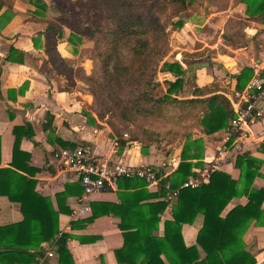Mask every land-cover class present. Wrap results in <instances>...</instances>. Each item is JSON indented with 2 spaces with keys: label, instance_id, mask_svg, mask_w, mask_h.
I'll use <instances>...</instances> for the list:
<instances>
[{
  "label": "trees",
  "instance_id": "16d2710c",
  "mask_svg": "<svg viewBox=\"0 0 264 264\" xmlns=\"http://www.w3.org/2000/svg\"><path fill=\"white\" fill-rule=\"evenodd\" d=\"M195 1L88 0L103 12L101 21L87 25L64 19L61 22L47 21L45 52L50 64L58 74L66 76L70 84H74L76 80L83 81L98 100V117L88 115L91 123L96 124L105 117L107 111L113 109L119 110L120 120L132 123L139 117L161 116L170 104H183L202 108L199 126L204 134L210 135L229 127L235 112L226 95L218 92L221 89L208 92L198 89L195 97L179 99L177 95L185 84L186 69L178 61H165L160 69L161 62L172 49L171 31L168 29V22L162 23L151 17L153 9L168 12L171 20L180 18L174 24L182 27L185 12H189ZM236 2L246 5L248 19L264 22V0ZM42 6L47 8L45 3ZM3 7L4 1L0 0V13ZM10 19L7 11L0 14L1 29ZM64 26L71 29L69 42L77 40L75 44L78 45L84 39L93 41L91 73H87L82 65L74 67L56 50V43L65 37ZM245 26L246 24H238L233 19L228 20L223 35L225 42L234 48L244 47ZM25 55L24 51L11 46L6 60L20 62ZM159 69L176 77L175 80L166 81L168 88L163 96L156 95L159 83L155 82V77ZM252 75L253 68L250 66L237 73V88L242 89ZM111 127L119 144L138 141L126 137L114 123H111ZM14 133L16 140L11 165L0 168V195L20 202L24 219L0 225V247L11 249L0 254V262L31 264L36 261L33 250L40 249L45 242L56 241L58 264H75L68 248V240L73 235L61 231L60 215L70 214L68 197L71 194L82 195L84 188L78 181L57 193L56 209L50 197L36 191V179L24 173L34 175L37 170L28 164L31 159L29 153L21 149L24 137L32 139L35 136L32 124L27 122L16 126ZM74 145L66 143L64 146ZM147 148L148 145L143 143L144 153ZM260 150L264 153V143ZM204 158V139L188 136L179 167L170 180L172 187H179L195 175L194 168L204 166ZM263 164L264 159L250 153L239 154L236 158V167L241 171L239 180L216 170L208 183L197 188L183 189L173 206V219L165 221L163 235L157 234V231L169 201L157 199L165 197L167 191L161 189L157 193H151L148 183L142 179L118 181V187L125 190L124 193H119L122 202H92L93 214L86 222H93L104 214L121 217L119 227L124 235V244L115 253L118 262L123 264H257V256L248 249L244 237L252 224L264 226V188L254 186L258 177L264 178V173L261 172ZM244 196L248 198L245 205L239 204L224 215L234 198ZM154 199L157 201H151ZM200 215L204 220L197 244L187 246L182 233L183 226L193 223ZM202 251L206 256L201 261Z\"/></svg>",
  "mask_w": 264,
  "mask_h": 264
},
{
  "label": "crops",
  "instance_id": "0c3cea01",
  "mask_svg": "<svg viewBox=\"0 0 264 264\" xmlns=\"http://www.w3.org/2000/svg\"><path fill=\"white\" fill-rule=\"evenodd\" d=\"M3 1L4 7L0 14L7 11L11 19L4 28L0 27V168L10 167L13 160L16 140L14 128L29 122L33 126L35 136L32 139L24 137L21 141V149L29 153L31 159L28 164L37 170L34 175L24 173L30 178L36 179V191L50 197L56 209H58L57 193L70 188L71 185L79 181L74 171L62 168L54 158V153L65 148L66 143L84 144L94 153L108 156L114 161L159 169L167 175L165 181H170L173 172L177 170L181 162L182 147L177 149L174 156H164L165 159L162 160L161 155L153 151V146L147 154L142 151V144L140 145L137 141H129L125 145L119 144L117 138L112 136V129L107 124L100 120L96 124L89 121V114L96 118L97 116L89 108L93 102V96L86 89L85 83L76 80L74 84H70L68 78L58 74L50 64L45 52L47 21L61 22L63 17L69 16L72 12L59 6L60 0ZM44 3L47 4V8L42 6ZM64 29L65 37L56 43V50L74 67L82 65L87 73H91L93 41L84 39L83 42L76 45V42L68 40L71 29L68 26H64ZM11 46L26 53L23 61L6 60ZM177 55V61L183 63L181 54ZM228 59L231 67H237L236 60ZM258 60H264V57L253 58L250 65L239 67L236 73H231L232 78L229 80L228 89L218 92L225 94L229 99L227 95L237 88L235 75L246 66L253 67L254 62ZM196 63L198 62H194V66ZM231 70L228 71L232 72ZM163 73L168 77L167 79L174 80L172 73ZM190 97H194V95H190ZM258 125H261V130H256L255 127ZM198 128L199 134L195 135V138L202 137L205 141V158L203 160L205 164V161L211 158L224 144L227 128L210 135L202 133L200 126ZM250 128V133L229 144L225 156L220 160L218 170L230 174L235 180H239L241 174L240 169L236 167V158L239 154L250 153L264 159V153L260 150L264 143V124L256 123ZM200 167H195L194 170ZM261 172L264 173V164ZM254 186L264 188V178L258 177ZM148 190L151 193L159 192L149 187ZM120 192L124 193L125 190L120 189L117 183L116 187L94 193L90 204L92 202L119 204L122 202L119 196ZM80 196L71 194L67 200L71 209L70 214L60 215L61 231L73 235L68 240V248L73 255L75 264H123L118 262L115 253L116 249L121 248L124 244V235L119 227L121 217L115 214H104L88 223L86 219L93 214V209H91V212L73 220L72 210L77 206ZM159 199L164 200L165 197H160L157 200ZM175 202L176 200L169 202L162 214L157 234L163 235L165 221L173 219L172 211ZM247 202L246 196L234 198L225 209L224 215L235 206L245 205ZM23 219L22 204L0 195V225L17 223ZM203 220V216L200 215L193 223L184 224L182 233L187 246L197 244ZM74 223L75 226H73ZM94 237L97 239L93 240ZM244 238L248 249L257 256V264H264V251H261L264 248V226L252 224ZM54 244L56 254L54 257H48L46 262L58 264L59 257L55 241L45 242L40 249L33 251L45 250L44 248ZM205 256V252L202 251L201 261Z\"/></svg>",
  "mask_w": 264,
  "mask_h": 264
},
{
  "label": "rangeland",
  "instance_id": "374dc122",
  "mask_svg": "<svg viewBox=\"0 0 264 264\" xmlns=\"http://www.w3.org/2000/svg\"><path fill=\"white\" fill-rule=\"evenodd\" d=\"M58 5L73 13L63 17L65 21L87 25L103 19V12L88 0H60ZM184 15L185 23L182 27H178L174 23L180 18L171 20L168 17V12L160 11L158 8L153 9L151 13L153 19L170 24L168 29L171 31L172 49L161 62L160 69L165 61H177V54L180 53L182 65L187 71L183 89L177 95L179 99H189L190 95L195 97L198 89L205 92L214 89L226 90L229 86V80L232 78L231 73H236L239 67L250 65L253 58L264 57V29L262 28L264 22L248 19L245 4L237 3L236 0H196L190 6L189 12H185ZM231 19L238 24H246L244 27L246 45L243 49L234 48L223 39L227 21ZM252 26L255 27L256 32L248 33L247 28ZM228 58L236 60L238 62L237 67H231ZM196 61L198 63H210V65L198 67L197 71H194L193 66ZM231 68L234 69L231 70ZM160 69L155 77V82L159 83L156 91L157 96H163L167 93L168 84L166 81L169 80L164 75V71ZM173 78L176 79L175 76ZM87 90L89 91V89ZM92 96L91 106L94 111H92L91 106L89 108L98 117L97 109H100L98 108V100L93 94ZM101 111H103L102 108ZM201 115L202 108L200 107L192 108L190 105L170 104L164 113L157 117H139L132 123H126L120 120L119 110L113 109L107 111L105 117L100 121L112 129L114 138L111 123H114L121 133L129 139H138L137 142L142 144V147L143 143L148 145L145 153L148 154L151 146H153V151L161 155L162 160H164V156H174L179 147H182L183 150L188 136L195 138V135L199 134L197 129H199ZM255 128L256 130L262 129L261 125ZM200 131L202 132V130Z\"/></svg>",
  "mask_w": 264,
  "mask_h": 264
},
{
  "label": "built area",
  "instance_id": "2783aa9c",
  "mask_svg": "<svg viewBox=\"0 0 264 264\" xmlns=\"http://www.w3.org/2000/svg\"><path fill=\"white\" fill-rule=\"evenodd\" d=\"M262 28L264 29V23ZM247 32H256L255 27H248ZM252 68L253 75L247 84L242 89H233L230 95H227L232 102L235 115L225 131L224 144L205 161L204 166L194 170L195 175L189 177L179 187H172L171 181H165L167 175L159 169L114 161L108 156L94 153L81 143L57 150L54 158L62 168L74 171L84 188L77 206L72 210L73 220L91 212L90 203L94 193L116 187L118 181L122 179H142L151 189L156 191L165 189L167 191L165 199L169 202L175 201L183 189L197 188L208 183L214 171L218 170L220 160L225 156L229 144L250 133L252 125L264 124V60L255 61ZM44 249L33 251L36 254V261L31 264H45L48 257L55 256V244Z\"/></svg>",
  "mask_w": 264,
  "mask_h": 264
},
{
  "label": "water",
  "instance_id": "95a60500",
  "mask_svg": "<svg viewBox=\"0 0 264 264\" xmlns=\"http://www.w3.org/2000/svg\"><path fill=\"white\" fill-rule=\"evenodd\" d=\"M205 65H208L209 66L210 63H196L195 66H194V70H197L198 67H203ZM221 66H222V64H221ZM9 250H11V249L10 248L0 247V254L3 253V252L9 251ZM0 264H1V262H0Z\"/></svg>",
  "mask_w": 264,
  "mask_h": 264
}]
</instances>
